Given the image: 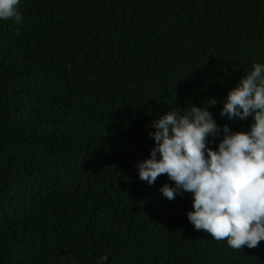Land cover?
I'll return each instance as SVG.
<instances>
[{"label":"trees","instance_id":"16d2710c","mask_svg":"<svg viewBox=\"0 0 264 264\" xmlns=\"http://www.w3.org/2000/svg\"><path fill=\"white\" fill-rule=\"evenodd\" d=\"M18 10L19 25L0 19V264H264V241L236 250L196 230L193 194L169 200L160 189L174 182L149 185L137 167L168 111L207 107L221 130H250L251 116L220 113L264 64V0H20Z\"/></svg>","mask_w":264,"mask_h":264},{"label":"clouds","instance_id":"9594fccd","mask_svg":"<svg viewBox=\"0 0 264 264\" xmlns=\"http://www.w3.org/2000/svg\"><path fill=\"white\" fill-rule=\"evenodd\" d=\"M20 0H0V19L23 21ZM210 99L208 106L216 104ZM231 120L253 118L250 130L221 128L207 107L190 105L181 114L168 111L152 122L155 141L149 158L138 162L139 179L149 185L167 175L160 191L169 200L193 194L188 220L214 240H226L233 249L256 248L264 241V64L255 63L228 92L220 113ZM223 139L214 150L206 138ZM159 153V159H157ZM108 257L102 256L101 260Z\"/></svg>","mask_w":264,"mask_h":264}]
</instances>
